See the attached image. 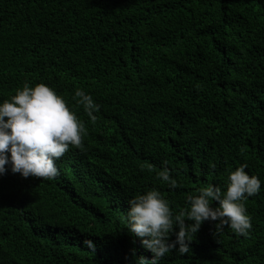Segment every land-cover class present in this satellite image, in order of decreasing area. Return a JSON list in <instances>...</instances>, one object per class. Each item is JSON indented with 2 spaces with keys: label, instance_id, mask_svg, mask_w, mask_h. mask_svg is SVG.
I'll return each mask as SVG.
<instances>
[{
  "label": "trees",
  "instance_id": "16d2710c",
  "mask_svg": "<svg viewBox=\"0 0 264 264\" xmlns=\"http://www.w3.org/2000/svg\"><path fill=\"white\" fill-rule=\"evenodd\" d=\"M25 83L62 96L87 134L52 180L6 165L0 264L150 261L128 201L155 189L175 215L244 164L261 182L244 201L249 234L205 221L189 253L159 264H264V0H0V104ZM76 89L99 105L95 124Z\"/></svg>",
  "mask_w": 264,
  "mask_h": 264
},
{
  "label": "clouds",
  "instance_id": "9594fccd",
  "mask_svg": "<svg viewBox=\"0 0 264 264\" xmlns=\"http://www.w3.org/2000/svg\"><path fill=\"white\" fill-rule=\"evenodd\" d=\"M73 99L78 106H83L95 124L97 116L94 112L99 111V105L93 98L76 89ZM86 134L84 123L62 96L45 84L30 87L25 83L10 100L0 104V175L10 164L11 171L24 178L52 180L59 175L56 160L69 150V145L84 150ZM210 167L215 168V165L210 164ZM246 168L244 164L229 173L226 191L208 185L200 188L196 195L188 194L189 207L175 215L169 202L155 189L129 200L128 231L139 237L142 246L152 254L150 261L141 256L137 264H159L174 250L180 255L189 253V245L205 221L215 222V231L229 227L235 233L247 236L252 225L244 201L259 193L261 182L257 176H250ZM147 170L156 171L151 164L147 165ZM156 174L171 189L179 187L167 167ZM213 202L218 206L214 207ZM177 227L179 231L175 232ZM172 234H175V240H170ZM84 243L95 252L93 241L85 240Z\"/></svg>",
  "mask_w": 264,
  "mask_h": 264
}]
</instances>
